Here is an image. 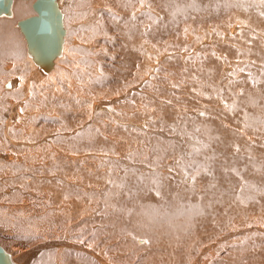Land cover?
I'll return each mask as SVG.
<instances>
[{
    "label": "rangeland",
    "instance_id": "374dc122",
    "mask_svg": "<svg viewBox=\"0 0 264 264\" xmlns=\"http://www.w3.org/2000/svg\"><path fill=\"white\" fill-rule=\"evenodd\" d=\"M101 1L104 0L62 1L67 33L62 56L56 60L55 67L65 60L63 77L62 68L57 73L55 67L36 75L39 68L28 55L27 42L17 22L36 14L34 0H14L13 15L0 17V147L4 144L21 156L15 163L0 157V239H3L0 244L40 248L29 249L30 254L19 264H61L57 261L59 242L65 243L61 253L64 259L68 254L76 256L74 260L66 258L69 264L82 261V264H104L103 258L119 259L122 241L130 252L134 245L141 244L142 248L150 246L151 252L156 245L166 248V239L178 230L168 233L165 225L175 222L172 218L178 214L177 219L190 215L196 220L202 211L208 216H221L212 223L223 224L222 221L233 220L237 215L239 219L242 213L246 221L236 224L237 228L219 232L204 242L203 247L196 246L198 250L193 253L183 256L180 252L178 264L203 263L206 252L202 248L206 244L216 250L228 239L243 235L248 241L251 239L247 247H252L255 253L251 252L247 258L244 245L229 261L235 258L236 264H241V259L246 264H263L260 260L264 259V234L248 236L247 232L264 231L260 228L264 219L249 224L247 220L252 218L251 212L264 211V53L260 51L264 42L260 29L264 23L258 24L264 21V0H145L143 4L140 0H106L116 8L111 11L102 8ZM232 27H236L233 32ZM255 39L261 41L259 48L253 46ZM204 46L210 47L213 58H224L225 67L219 73L211 75L207 58L199 56ZM55 71L56 76L51 77ZM12 78L16 79L17 87L6 93L3 84L10 89L8 82ZM47 96L55 99H49L50 102ZM97 119L100 127L90 128ZM10 128L14 131L8 132ZM29 128H41L35 130L40 135L33 141L30 139L33 130ZM35 148L36 156L32 154ZM163 164L168 171L163 169ZM198 165L202 167L192 181L190 176ZM157 179L161 180L160 184L154 183ZM202 183L207 187L205 199L204 194L199 199L193 194L189 197L194 189L189 192L186 189L190 188L184 187H196L195 192ZM189 199L197 204H191ZM16 202L19 207H26L24 212L20 207L19 216L10 210ZM77 208L87 214L90 211L92 216L83 213L77 217ZM32 210L34 213L28 212ZM121 221H126V226ZM153 221L158 224L159 233ZM84 224L92 227L89 229ZM176 225L179 229L182 223ZM137 226L146 230L141 231L142 227ZM137 229L140 231L136 232ZM108 233L116 234L111 237ZM87 241L92 242L91 247ZM73 242L101 255L96 257L90 250L76 248L78 256L68 245ZM47 246L53 249H46ZM66 248H70L68 252ZM35 252L42 257L34 259ZM141 253L144 258L151 254ZM172 256L173 262L175 256ZM217 262L224 261L217 259Z\"/></svg>",
    "mask_w": 264,
    "mask_h": 264
},
{
    "label": "bare ground",
    "instance_id": "6f19581e",
    "mask_svg": "<svg viewBox=\"0 0 264 264\" xmlns=\"http://www.w3.org/2000/svg\"><path fill=\"white\" fill-rule=\"evenodd\" d=\"M63 0H58V2H59V5H60V8H61V5L63 4V2H62ZM96 5H98V4H96ZM102 8H105V9H107L108 11H111V10H113V8H115L114 6H109V4H108V2L106 1V0H104V1H101V3L99 4ZM98 7V6H97ZM15 10H16V8L15 7H13ZM116 9V8H115ZM134 9V8H133ZM112 13V12H111ZM115 15V14H114ZM135 17V16H134ZM132 20V19H131ZM263 20H264V18H263ZM263 23H264V21H260L258 24H261V26L263 25ZM248 24V23H247ZM258 24H256L257 26H259ZM149 27V26H148ZM236 28V27H235ZM235 28L234 27H232V28H230V31L231 32H233L234 30H235ZM262 29H264V28H262ZM262 29H260V33L261 34H263L264 35V30L263 31H261ZM249 31V30H248ZM260 35V34H259ZM260 36H262V35H260ZM218 37V36H217ZM264 37V36H263ZM260 38V40H262L261 39V37H259ZM245 39V38H244ZM236 40V39H235ZM235 40H234V42H235ZM256 41L255 42H253L254 43V45L253 46H258V48H259V44H260V42L261 41H259V39H255ZM245 43H246V41H245ZM261 44H263V46H261L262 48H261V50L260 51H262L263 53H264V42H261ZM244 45V44H243ZM250 45V44H249ZM252 46V47H253ZM217 47V46H216ZM229 48H230V46H228ZM246 47V46H245ZM251 46H249L248 48H250ZM202 49H200L201 51H200V53H199V56H205L206 58H207V61H206V63H207V65L208 66H210V67H208V70H210L209 72L211 73V75L212 74H214V73H219V71L223 68V67H225V60H224V58L223 59H220V60H218V59H215V58H213V56H214V53H212L211 52V50H209L208 48H210L209 46H204V47H201ZM219 48V47H218ZM232 48V47H231ZM230 48V49H231ZM257 48V49H258ZM137 49V48H136ZM224 49V48H223ZM251 49V48H250ZM218 50H220V49H218ZM252 50V49H251ZM209 51V52H208ZM217 51V50H216ZM222 51V50H221ZM253 52V51H252ZM219 53V52H218ZM204 54V55H203ZM255 54V53H254ZM222 55V54H221ZM201 56V57H202ZM67 57V55L64 57V58H66ZM197 57V56H196ZM263 60H264V57H263ZM65 62V60L63 59V61H60V64L57 66V68L55 67V69H56V71H57V73H58V70L60 69V68H62V70H61V76L63 77L64 76V74H65V72H64V67H67V63H64ZM264 62V61H263ZM204 63V62H203ZM222 63H224V64H222ZM202 64V63H201ZM211 64V65H210ZM10 65V64H9ZM200 66V65H199ZM221 66V67H220ZM56 71L54 72V73H52V75H51V77H54V76H56ZM99 71L97 70V73H98ZM40 74H45L43 71H40L39 70V72H37L36 73V75H40ZM88 74V73H87ZM99 74V73H98ZM133 77V76H132ZM19 79H20V77H19ZM101 79V78H100ZM218 79V78H217ZM16 79H14V78H12L11 79V82L9 81L8 83L9 84H11V87H10V89H6V87H5V84H3V88H5L4 89V91L7 93H9V91H13L14 89H15V87H17L16 86V81H15ZM18 82V81H17ZM98 82V81H97ZM4 83V82H3ZM6 83V82H5ZM54 83H56V82H54ZM7 85V84H6ZM17 85H18V83H17ZM31 85H33V84H31ZM80 85V84H79ZM83 85H81V87H82ZM86 87H87V85H86ZM80 88V87H79ZM79 88H78V90H79ZM82 89V88H81ZM86 90V89H85ZM28 91V90H27ZM56 91V90H55ZM3 92V91H2ZM79 92H80V90H79ZM147 92V91H146ZM29 94V93H28ZM77 94V93H76ZM151 94V93H150ZM43 95V94H42ZM41 95V96H42ZM56 95V94H55ZM154 95V94H153ZM67 96V95H66ZM48 97L49 96H47V99H48ZM183 97V96H182ZM44 98V97H43ZM50 99V98H49ZM48 99V100H49ZM52 99V98H51ZM50 99V100H51ZM53 99H55V97L53 98ZM52 99V100H53ZM64 99V98H63ZM65 99H66V97H65ZM49 100V101H50ZM56 100H59V99H56ZM67 100V99H66ZM77 100V99H76ZM153 100V99H152ZM49 101H47V102H49ZM55 101V100H54ZM80 101V100H79ZM82 101V100H81ZM80 101V102H81ZM51 102V101H50ZM49 102V103H50ZM79 102V103H80ZM146 102V101H145ZM221 102V101H220ZM13 103V102H12ZM0 104H1V102H0ZM55 104V103H54ZM58 104V103H57ZM1 107V106H0ZM25 107V106H24ZM145 109V108H144ZM13 110V109H12ZM19 110V109H18ZM44 110V109H43ZM144 111V110H143ZM142 111V112H143ZM10 114H11V111H10ZM43 114V113H42ZM46 114V113H45ZM148 114V113H147ZM0 118H1V116H0ZM35 118V117H34ZM99 119H97V121H93L94 123H91L92 125L90 126V128L92 127V126H94L95 125V127L98 129L99 127H100V121H98ZM30 122V121H29ZM28 124V123H27ZM11 125V124H10ZM18 125V124H17ZM19 125H21V123L19 124ZM18 125V126H19ZM22 126V125H21ZM32 126V125H31ZM33 126L36 128L37 127V125L36 124H33ZM19 128H21V127H19ZM34 128V129H35ZM11 129V128H10ZM13 129V128H12ZM8 130V132L9 131H14V130ZM22 129V128H21ZM30 129V128H29ZM40 129L41 128H37V129H35L36 131H40ZM52 129V128H51ZM54 129V128H53ZM31 130V129H30ZM33 130V129H32ZM31 130V131H32ZM35 130H33V134H31V140L33 141V140H35L39 135H40V132H35ZM87 131H88V128L86 129ZM55 131V130H54ZM91 131V130H90ZM102 131V130H101ZM250 131V130H249ZM103 132L105 133V130H103ZM23 133V132H22ZM32 133V132H31ZM39 133V134H38ZM42 133V132H41ZM44 133V132H43ZM88 133V132H87ZM218 133V132H217ZM251 133V132H250ZM250 133H248V134H250ZM29 134V133H28ZM246 134V133H245ZM9 135H11V133L10 134H8V136ZM89 135V134H88ZM7 136V137H8ZM14 137V136H13ZM24 137H25V135H24ZM251 137V136H250ZM27 138V137H26ZM29 139V140H30ZM25 140V139H24ZM123 140V139H122ZM1 141V140H0ZM3 141V140H2ZM14 141H16V139H14ZM22 142V141H21ZM5 143V142H4ZM5 144H7V142L5 143ZM58 146V145H57ZM39 147V146H38ZM37 147V148H38ZM40 147H41V145H40ZM39 147V150L40 151H44L45 149H42V148H40ZM44 148H45V146H43ZM47 147H49V146H47ZM24 147H22V149H23ZM51 148V147H50ZM49 148V149H50ZM60 148H62V147H60ZM134 148V147H133ZM0 149L1 150H3L1 153H0V157H2L6 162H10V163H15L16 161H19V157L21 158V156H19L20 154H17L18 152H16V153H14L15 151H12L10 148H8V147H5L4 146V144H2L1 145V147H0ZM26 149V148H25ZM36 149V148H35ZM47 149V148H46ZM14 150V149H13ZM38 149H36V151L35 150H33L32 151V154L33 155H35V154H37L38 153V151H37ZM64 150V149H63ZM51 151V150H50ZM94 151V150H93ZM98 151V150H97ZM100 151V150H99ZM44 152H46V151H44ZM49 152V151H48ZM67 152V151H66ZM50 153V152H49ZM125 153V152H124ZM42 154V153H41ZM45 154V153H44ZM22 155V154H21ZM51 155H53V153L51 154ZM29 156H32V155H29ZM36 156V155H35ZM46 156V155H45ZM56 156V155H55ZM43 157H44V155H43ZM30 158V157H29ZM41 158H42V155H41ZM59 158V157H58ZM37 159V158H36ZM42 159H44V158H42ZM53 159V158H52ZM22 160H23V158H22ZM32 160H33V158H32ZM31 160V161H32ZM40 160V159H39ZM47 159L45 158V161H46ZM50 160V159H49ZM48 160V161H49ZM55 160V159H54ZM58 160V159H57ZM169 160V159H168ZM172 160V159H171ZM36 161V160H35ZM47 161V162H48ZM43 162V161H42ZM91 162V161H90ZM2 163H5V162H2ZM1 163V164H2ZM30 162H27V164H29ZM92 163V162H91ZM7 164V163H6ZM32 167L34 166V161H32ZM35 164H36V162H35ZM43 164V163H42ZM55 164V163H54ZM129 165V164H128ZM167 165H168V163H167ZM167 165L166 164H163V169L165 170H167L168 171V168H166L167 167ZM213 165V164H212ZM37 166H39V169H40V165H37ZM44 166V165H43ZM50 167V166H49ZM44 168H47V167H45L44 166ZM51 168V167H50ZM27 169H28V167H27ZM38 169V170H39ZM71 169V168H70ZM77 169V168H76ZM162 169V170H163ZM35 170H36V168H35ZM44 170V169H43ZM47 170V169H46ZM45 170V171H46ZM88 170V169H87ZM93 170H95V168L93 169ZM92 170V171H93ZM170 170V169H169ZM244 170V169H243ZM29 171H32V170H29ZM41 171V170H40ZM65 171V170H64ZM104 171V170H103ZM176 171V170H175ZM42 172V171H41ZM163 172V171H162ZM177 172H179V171H177ZM37 173H38V171H37ZM184 174V173H183ZM181 175V174H180ZM97 176H98V174H97ZM96 176V177H97ZM209 176V175H208ZM42 177V176H41ZM64 177V176H63ZM69 179V178H68ZM84 179H85V177H84ZM203 179V178H202ZM31 180V179H30ZM53 181V180H52ZM32 182H33V180H32ZM202 182V181H201ZM54 183V182H53ZM104 183V182H103ZM198 183V182H197ZM206 183V182H205ZM156 184V183H155ZM205 185H207V183L205 184ZM205 185H203V183H202V185H198V187H199V189L197 190V191H195L194 192V190L196 189V187H184V188H190V189H186V190H188L189 192H191L193 189V193L191 192V193H189V197H192V196H194V197H196L197 199H199V197L200 196H202L203 197V194H204V189L206 190L207 189V187L205 186ZM57 186V185H56ZM83 186H84V184H83ZM86 186V185H85ZM95 186V185H94ZM212 186V185H211ZM54 187V186H53ZM58 187V186H57ZM158 187V186H157ZM56 188V187H55ZM54 188V189H55ZM48 189V188H47ZM50 189V188H49ZM57 189V188H56ZM95 189V188H94ZM85 190V189H84ZM157 190V189H156ZM55 191H57V190H55ZM102 191V190H101ZM100 190H98V192H101ZM110 191V190H109ZM32 192V191H31ZM42 192V191H41ZM45 192V191H44ZM53 192V191H52ZM52 192L50 193V194H52ZM94 192V191H93ZM97 192V189H96V191L94 192V193H96ZM111 192H112V190H111ZM184 192V191H183ZM214 192V191H213ZM39 193V192H38ZM57 193V192H56ZM182 193V192H181ZM185 193V192H184ZM46 194H49V193H46ZM54 194V193H53ZM173 194V193H172ZM180 194V193H179ZM193 194V195H192ZM43 195H44V193H43ZM55 195V194H54ZM58 195V194H57ZM67 195V194H66ZM184 195V194H183ZM187 195V194H186ZM192 195V196H191ZM2 196V195H1ZM7 196V195H6ZM13 196H14V194H13ZM16 196V195H15ZM41 196V195H40ZM39 196V197H40ZM48 196V195H47ZM51 196V195H50ZM53 196V195H52ZM50 197V198H52L53 199V197ZM65 196V195H64ZM92 196V195H91ZM98 196V195H97ZM164 196V195H163ZM163 196L161 195V199L163 200V199H165L166 197L164 196V198H163ZM178 196V195H177ZM188 196V195H187ZM208 196V195H207ZM45 197V196H44ZM56 197V196H55ZM67 197V196H66ZM205 197H206V194H204V199H205ZM26 198V197H25ZM27 198H28V196H27ZM30 198V197H29ZM61 198V197H60ZM69 198V197H68ZM71 198V197H70ZM157 198V197H156ZM155 198V199H156ZM30 199H32V198H30ZM56 199V198H55ZM73 199V198H72ZM152 198H150V200H151ZM159 199V198H158ZM178 199V198H177ZM1 200V199H0ZM60 200V199H59ZM75 200H76V198H75ZM166 200V199H165ZM164 200V201H165ZM179 200V199H178ZM61 201V200H60ZM68 201V200H67ZM67 201H65L66 203H67ZM72 201V204H73V200H71ZM193 201V200H192ZM190 201V199H189V202L191 203V204H195L196 202L195 201ZM227 201V200H226ZM2 202V201H1ZM20 203H21V201H19ZM47 202V201H46ZM49 202H51V201H49ZM54 202H55V200H54ZM64 202V201H63ZM82 202H83V200H82ZM101 202V201H100ZM106 202V201H105ZM24 204H25V202H23ZM60 203V202H59ZM68 203H70V202H68ZM74 203H76V202H74ZM80 203V202H79ZM90 203V202H89ZM89 203H87V204H89ZM92 203V202H91ZM8 204V203H7ZM12 204V203H11ZM14 205H15V207H12V209H10V210H12L11 212H13V213H16L17 215L18 214H20V213H18V212H20V211H22L21 209H20V207H22V209H23V212L24 211H26V210H24L26 207L25 206H23V205H20V207H19V203H13ZM32 204H34V203H32ZM82 204V203H81ZM128 204H133V203H128ZM197 204V203H196ZM26 205H27V203H26ZM31 205V204H30ZM60 205V204H59ZM62 205H66V204H62ZM68 205V204H67ZM66 205V207H68ZM95 205V204H94ZM104 205V204H103ZM48 206H49V203H48ZM58 206V205H57ZM71 206H73V205H71ZM75 206H77L76 204H75ZM108 206L109 205H106V207L108 208ZM131 206V205H130ZM133 206V205H132ZM135 206V205H134ZM198 207V205H193L192 207H194V208H196V207ZM202 206V205H201ZM19 207V208H18ZM34 207H35V205H34ZM44 207V206H43ZM64 207V206H63ZM41 208H42V206H41ZM41 208H39V209H37V210H40ZM79 208V207H78ZM77 208V210H76V214H78V216L77 217H82V215H84V214H87L86 213V211L85 210H79ZM99 208V207H98ZM139 208V207H138ZM193 208V209H194ZM202 208V207H201ZM33 209V208H32ZM58 209V208H57ZM62 209H64V208H61V211H62ZM68 208H66L65 209V211L67 210ZM85 209V208H84ZM132 209H133V207H132ZM172 209V208H171ZM175 209H177V208H175ZM198 209V208H197ZM196 209V210H197ZM203 209V208H202ZM44 209H42V211H43ZM75 210V209H74ZM104 210V209H103ZM134 210V209H133ZM195 210V211H196ZM218 210V209H217ZM36 211V210H35ZM56 211H58V210H56ZM61 211H59V212H61ZM64 211V212H65ZM92 211V210H91ZM139 211V210H138ZM175 211H177V210H175ZM204 211V210H203ZM239 211V210H238ZM28 212H33V210L32 211H28ZM44 212V211H43ZM167 212V211H166ZM178 212V211H177ZM176 212V213H177ZM198 212V211H197ZM202 211H199L198 212V215H196L197 216V219L195 220L194 219V217H190V215H188V216H185V218L184 219H182L181 220V218H178L177 219V217H179V214L176 216V217H174L175 219H173L172 217V220L174 221V220H176L175 222H173L172 223V221L170 222V223H167V224H169V226H167V225H165V224H163V226L165 225V227L167 228V229H165V227L163 228V229H165L166 231H168V233H170V232H172V231H175V230H178L177 232H175V233H171V235H169V238H168V240L166 239V241H165V246H166V248H161V246H160V248L156 245V249L154 248V250H153V248H152V252H151V250L149 249L150 248V246H148L147 248L145 247V248H142V244H141V246H138V247H141L142 249H140V248H138V247H136V245H134L133 246V249H132V251L130 252L129 251V248L127 249V250H125V243H123V241L121 242L120 240H119V238H118V240L121 242V244H120V246H119V248H121V249H123V250H120V254L118 253V255H117V258H119V259H116V258H114V257H112L111 255V257H110V259L109 260H107L106 258H103L104 259V261H102L104 264H144L145 262L146 263H148V264H178L179 263V260H178V257H179V254H180V252H182V255L184 256L185 255V253H193V251H195V250H198V248L196 249L195 247L196 246H200V248L201 247H203V245L202 244H204V242H208V240L209 239H211L212 237H214L216 234H219V232H221V231H224L225 229H227V228H230V229H233V228H235L237 225L236 224H240L242 221H244L245 219H247V218H244V217H242L241 216V214H240V218L239 219H237L238 218V215L237 216H235V217H233V220H231V218H229V220H227V222H225V221H222L223 222V224H221V223H212V220H215V219H217L219 216L218 215H214V214H210L209 216H208V214H202L201 213ZM245 212H247V210H245ZM244 212V213H245ZM34 213V212H33ZM36 213V212H35ZM66 213H68V210L66 211ZM70 213V212H69ZM84 213V214H83ZM104 213H105V211H104ZM133 213V212H132ZM152 213V212H151ZM168 213H170V210H169V212ZM208 213V212H207ZM220 212L218 211V214H219ZM243 213V214H244ZM263 214V216H264V211H258V213H252L251 212V216H252V218H248L249 220H247L248 221V224L252 221L253 223L254 222H258V221H260V220H262V219H264L263 217H262V214ZM61 214V213H60ZM92 213L89 211V213L87 214L88 216H92L91 215ZM165 214V213H164ZM32 215V214H31ZM65 215V214H64ZM67 215V214H66ZM69 215V214H68ZM67 215V216H68ZM87 215H85V216H87ZM95 215V214H94ZM99 215H101V214H99ZM107 215V214H106ZM138 215V217L140 218V216H139V214H137ZM136 215V216H137ZM154 215V214H153ZM169 215V214H168ZM167 215V216H168ZM192 215V214H191ZM213 215V216H212ZM19 216V215H18ZM24 216V215H23ZM133 216H135L134 214H133ZM195 216V215H194ZM58 217V216H57ZM66 217V216H65ZM74 217V216H73ZM76 217V218H77ZM100 217V216H99ZM102 217V216H101ZM117 217H119V215L117 216ZM145 216H143L142 218H144ZM146 217H150V216H146ZM221 217V216H220ZM219 217V218H220ZM18 218V217H17ZM68 218V217H67ZM94 218V217H93ZM136 218V217H135ZM138 218V222H140L139 220H141V219H139ZM97 219H99V218H97ZM103 219H104V217H103ZM108 219V218H107ZM107 219H105L106 221H107ZM113 219V218H112ZM118 220H119V218H117ZM145 219V218H144ZM189 219H190V222H189ZM60 220V219H59ZM67 220V219H66ZM87 220H89V219H87ZM86 220V221H87ZM94 220V219H93ZM117 220V221H118ZM120 220H123V218L122 219H120ZM148 220H150V218L148 219ZM133 221V220H132ZM143 222H142V225H145V224H143V223H145V221L144 220H142ZM152 221V220H151ZM246 221V220H245ZM88 222V221H87ZM103 222V221H102ZM102 222H100V220H99V222L98 223H102ZM122 222V221H121ZM124 222H126V221H123L122 223H124ZM180 222L182 223V225H180ZM193 222H195V224L193 223ZM251 222V223H252ZM89 223V222H88ZM109 223V222H108ZM121 223V224H122ZM130 222L128 221V224H129ZM133 223V222H132ZM134 223H135V220H134ZM153 223H154V225H155V221H153ZM166 223V222H165ZM190 223V224H189ZM245 223V222H244ZM263 222H261V225H263L262 224ZM92 224V223H91ZM94 224V223H93ZM95 224H97V223H95ZM103 224V223H102ZM110 224V223H109ZM108 224V225H109ZM112 224V223H111ZM114 224V223H113ZM118 224V223H117ZM121 224H119V225H121ZM125 224V226H126V223H124ZM150 224L151 225H153L151 222H150ZM149 224V225H150ZM176 224H179L180 225V228L178 229V227L179 226H177ZM214 224V225H213ZM85 225V224H84ZM134 225V224H133ZM136 225H139V223H137ZM136 225H135V227H136ZM161 225V224H160ZM218 227H217V226ZM83 226V224H81V227ZM86 226V225H85ZM89 226H91V225H89ZM89 226H86V227H88L89 228ZM109 226H111V225H109ZM113 226V225H112ZM128 226V225H127ZM176 226H177V228H176ZM256 226H257V224H256ZM59 227V226H58ZM92 227V226H91ZM101 227H103V226H101ZM105 227V226H104ZM104 227H103V229H104ZM107 227V226H106ZM115 227V226H114ZM137 227H140V226H137ZM142 227V226H141ZM140 227V228H141ZM155 227L157 228H159V226H158V224L157 225H155ZM239 227V226H238ZM260 227V226H259ZM94 228V227H93ZM109 228H111V227H109ZM121 229H122V226L120 227ZM131 228V227H130ZM130 228H128V229H130ZM153 228V227H152ZM158 228H157V230L155 229V231H157L158 233H159V231H158ZM183 228V230L180 232L179 230H181ZM237 228V227H236ZM260 228H264V226L262 227H260ZM82 229V228H81ZM90 229V228H89ZM113 229V228H112ZM118 229V228H117ZM124 229V228H123ZM135 229V228H134ZM142 229H143V227L141 228V231H142ZM151 229V228H150ZM161 229V228H160ZM159 229V230H160ZM247 230H249L248 228H246ZM73 230H75V229H73ZM120 230V229H119ZM132 230V229H131ZM144 230V229H143ZM145 230H146V228H145ZM144 230V231H145ZM149 230V229H148ZM238 230V229H237ZM76 231V230H75ZM113 231V230H112ZM126 231H127V228H126ZM125 230H124V233L126 232ZM133 231H135V230H133ZM140 231V230H139ZM138 231V229L136 230V232H139ZM143 231V232H144ZM151 231H152V229H151ZM161 231L163 232V230L161 229ZM233 231H235V230H233ZM239 231V230H238ZM251 231L252 232H247L248 233V236L249 235H255L256 233H260V234H264V231H260V230H258V229H251ZM95 232H97V231H95ZM109 232V231H108ZM114 232H117V233H119L118 232V230H116V231H114ZM130 232V231H129ZM178 232H180V233H178ZM237 232V231H236ZM5 233V232H4ZM111 233V232H110ZM110 233H108L109 235H111ZM132 233V232H131ZM151 233H154V231L153 232H151ZM150 233V234H151ZM238 233V232H237ZM116 233H114L113 235H115ZM122 234V232L120 233V235ZM155 234L157 235V233L155 232ZM167 234V233H166ZM191 234V235H190ZM193 234V235H192ZM105 235H107V234H105ZM105 235H104V241L106 242L107 241V244H108V239L107 240H105ZM113 235H111V237H114ZM119 235V234H118ZM136 235V234H135ZM145 235H146V233H145ZM154 235V234H153ZM155 235V236H156ZM221 235V234H220ZM74 236V235H73ZM82 236V235H81ZM84 236V235H83ZM82 236V237H83ZM143 236H144V234H143ZM147 236V235H146ZM146 236H145V239H146ZM155 236H153V237H155ZM158 236V235H157ZM163 236V235H162ZM166 236V235H165ZM231 236V235H230ZM108 237V236H107ZM141 237V236H140ZM159 237V236H158ZM251 237V236H250ZM73 238V237H72ZM76 238V237H75ZM81 237H79V240H81L80 239ZM135 238V237H134ZM149 238V237H148ZM157 238V237H156ZM221 238V237H220ZM242 238V239H241ZM241 238H239V237H236V236H234V237H232V238H230V239H228V241H225V242H223L222 244H221V247H219L218 249H216V250H213V248H211V249H209L211 246H209L208 244H206L205 246H206V248H202V250L204 251V252H206V257L203 259V263L202 264H209L208 263V260L210 261V264H218L219 262H217V259L219 260V261H224L223 263H220V264H236V262L234 261V259L235 258H233L232 260H230L229 261V259H230V257H231V255L232 254H234V256L235 255H237L236 254V252H238V251H240L241 250V248L245 245V247H244V249H245V255H246V257H247V255L248 256H251L252 254H251V252H253V253H255L254 251H251V248H248L247 247V245L249 244V242H250V240L248 241L247 240V238L248 237H246V236H244L243 235V237H241ZM64 239V238H63ZM66 239V238H65ZM78 239V238H77ZM122 239V238H121ZM144 239V238H143ZM142 239V240H143ZM152 239V238H151ZM159 239V238H158ZM241 239V240H240ZM3 240V239H2ZM2 240L0 239V241L2 242ZM67 240V239H66ZM65 240V241H66ZM84 240V239H83ZM112 240V242L113 241H115V240H113V238L111 239ZM147 240V239H146ZM240 240V242H236V241H239ZM89 241V240H88ZM87 241V244L88 245H90V243H92V242H88ZM100 241V240H99ZM103 241V242H104ZM126 241V240H125ZM124 241V242H125ZM149 241V240H148ZM155 241H156V239H155ZM159 241H160V239H159ZM258 241H260V240H258ZM39 242H40V239H39ZM45 242V241H44ZM59 242V241H58ZM69 242V241H68ZM78 242V241H77ZM85 242H86V240H85ZM98 242V241H97ZM96 242V243H97ZM111 242V241H110ZM157 242V241H156ZM163 243H164V241H162ZM161 242V243H162ZM60 243V242H59ZM57 244L56 243V246L57 247H59L57 250H59L60 249V251H58V252H56V253H58V254H60L57 258H58V262L59 263H61V264H66V262L68 263V261L67 260H69V259H66V258H70V257H72V255L71 256H69V254L68 255H66L65 256V259H64V257H63V254L61 255V253L65 250L64 249V247H63V245L65 244V243H63V242H61V244ZM70 243H72V241L70 242ZM75 242H73V244H68V245H70L73 249H74V251H72L73 253H76L75 251H77V249L76 248H84V250H90L88 247H81V245L80 246H76V244H74ZM95 243V242H94ZM116 243V242H115ZM145 243V242H144ZM159 243V242H158ZM4 247H5V249H7V251L8 252H10V254L12 255V257H13V259L19 264L20 263V261L22 260V258H25L27 255H29L30 254V250H32V249H37V250H39L38 248H37V246H32V248L30 249V248H27V247H24V246H21V245H15V244H12V243H8V245H6V244H3V243H1ZM36 244V243H35ZM39 244V243H38ZM98 244V243H97ZM107 244H106V246H107ZM136 244H138V243H136ZM155 244L156 243H154V246H155ZM160 244V243H159ZM29 245V244H28ZM46 245V244H45ZM67 245V244H66ZM65 245V246H66ZM111 245V244H110ZM118 245V244H117ZM127 245V244H126ZM251 245H253V244H251ZM38 246H40V245H38ZM92 246V245H91ZM116 246V245H115ZM130 247H131V245H129ZM128 246V247H129ZM144 246V245H143ZM153 246V245H152ZM188 246V247H187ZM41 247V246H40ZM44 247H46V246H44L43 245V248ZM164 247V246H163ZM50 248H52V247H48L47 246V248L46 249H50ZM97 248V247H96ZM101 248H103V247H101ZM100 247H99V249H101ZM127 248V247H126ZM132 248V247H131ZM254 248H255V245H254ZM30 249V250H29ZM41 249H42V247H41ZM53 249V248H52ZM67 249V252H68V250L70 249H68V248H66ZM76 249V250H75ZM111 249V248H110ZM181 249V250H180ZM205 249H206V251H205ZM209 249V250H208ZM224 250V252L223 251H221V250ZM243 249V250H244ZM263 249V248H262ZM261 249V250H262ZM36 250V251H37ZM43 250V249H42ZM81 250H83V249H81ZM107 250H108V248H107ZM116 250V249H115ZM162 250H164L165 252L163 253V251ZM260 250V251H261ZM46 251V250H45ZM114 251V250H113ZM112 251V252H113ZM139 251H140V253L141 252H143V254L145 253L146 255L148 254L149 255V253H151L148 257H147V261H145L144 262V259L146 258H144V255H142V253L140 254V256L138 255V253H139ZM258 251V250H257ZM28 252V254H26ZM32 252H34V251H32ZM78 252V251H77ZM90 252L93 254V255H95L96 257H99L100 255H101V253H100V255L99 254H96V253H94V252H92L91 250H90ZM115 252V251H114ZM215 253V257L213 258L212 257V255ZM70 253H71V251H70ZM260 253H262V251L260 252ZM83 254V253H82ZM110 254V253H109ZM111 254H113V253H111ZM241 254H242V252H241ZM264 254V253H263ZM32 255L34 256V257H36V258H34V259H37V258H41L42 257V254H40V253H38L37 255H36V252L35 253H32ZM57 255V254H56ZM75 255V254H74ZM76 255H80L79 253H76ZM172 255H174L175 257V260H173V262H172V260L170 259V256H172ZM181 255V254H180ZM238 255H239V253H238ZM256 255H258V254H256ZM31 256V255H30ZM29 256V257H30ZM69 256V257H68ZM82 256H85V255H82ZM113 256H115V255H113ZM209 256H211V258H212V260H211V258L209 259L208 257ZM233 256V255H232ZM76 257V256H75ZM75 257H72L71 259L72 260H74L75 259ZM87 257V256H86ZM86 257H85V260H86ZM173 257V256H172ZM218 257H222L221 259L220 258H218ZM238 257H240V256H238ZM237 257V258H238ZM241 257H242V255H241ZM74 258V259H73ZM244 258V257H243ZM247 258H249V257H247ZM253 258V257H252ZM255 259V258H254ZM39 260V259H38ZM37 260V261H38ZM41 260V259H40ZM72 260H70V261H72ZM78 260H80L79 258H78ZM84 260V259H83ZM93 260H95V259H93ZM249 260V259H248ZM247 260V261H248ZM256 261H257V259H255ZM254 260V261H255ZM36 261V260H35ZM81 261H82V259H81ZM80 261V262H81ZM98 261V260H97ZM191 261V260H190ZM25 262V261H24ZM75 262H77V260H75ZM83 262V261H82ZM82 262H81V264H82ZM251 262V261H250ZM260 262H262L263 264H264V259H262V260H260ZM260 262H258V263H260ZM36 263V262H35ZM90 263H91V261H90ZM94 263V262H93ZM99 263V262H98ZM145 263V264H146ZM182 263V262H181ZM196 263V262H195ZM200 263V264H201ZM69 264V263H68ZM95 264V263H94ZM199 264V263H198ZM240 264V263H239ZM241 264H246L244 261H242V259H241ZM261 264V263H260Z\"/></svg>",
    "mask_w": 264,
    "mask_h": 264
},
{
    "label": "water",
    "instance_id": "95a60500",
    "mask_svg": "<svg viewBox=\"0 0 264 264\" xmlns=\"http://www.w3.org/2000/svg\"><path fill=\"white\" fill-rule=\"evenodd\" d=\"M14 0H0V17L13 15ZM36 14L20 19L17 24L27 42L28 55L40 71L48 73L62 56L65 35L64 13L58 0H34ZM0 264H18L0 244Z\"/></svg>",
    "mask_w": 264,
    "mask_h": 264
},
{
    "label": "snow or ice",
    "instance_id": "6c2138e0",
    "mask_svg": "<svg viewBox=\"0 0 264 264\" xmlns=\"http://www.w3.org/2000/svg\"><path fill=\"white\" fill-rule=\"evenodd\" d=\"M140 3L141 4H143V3H145V0H140ZM133 16H135V13H133L132 14ZM241 71H244V69H241ZM249 76H250V74H249ZM170 103V102H169ZM201 115H204V113H201ZM195 163V162H194ZM189 167H191V165H189ZM202 166H197V169L196 170H194V172H195V174H193V175H191L190 176V179L192 180V181H195L196 180V176L199 174V170H200V168H201ZM206 170V169H205ZM154 183H156V184H160L161 183V180L160 179H157V180H154ZM157 195H159V192L157 191ZM148 241H145V243H147ZM80 243H84V241H80ZM88 247H91V245H88Z\"/></svg>",
    "mask_w": 264,
    "mask_h": 264
}]
</instances>
